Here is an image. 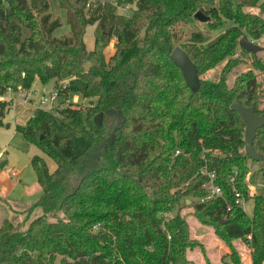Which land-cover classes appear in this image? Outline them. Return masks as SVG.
<instances>
[{"label":"trees","instance_id":"trees-1","mask_svg":"<svg viewBox=\"0 0 264 264\" xmlns=\"http://www.w3.org/2000/svg\"><path fill=\"white\" fill-rule=\"evenodd\" d=\"M57 1L70 26L61 39L53 37L62 23L48 0H0V96L31 89L37 79L84 80L89 105L59 114L65 129L88 145L77 154L55 132L49 112L37 110L28 121L25 139L56 169L33 160L42 196L32 208L44 214L25 230L3 222L0 264H190L188 252L205 249L192 238L187 208L227 243L231 264H243L232 244L237 240L248 244L252 264H264V128L254 141L263 160L255 162L245 155V124L231 109L240 101L264 116V89L253 70L229 85L248 56L264 72V57L239 45L245 36L258 41L264 35V0ZM124 5H135L130 17L118 14ZM198 12L210 18L209 32L225 28L210 46L193 26ZM95 25L89 51L84 38ZM113 38L115 53L106 60ZM177 47L197 67L196 92L171 60ZM10 107L1 105L0 127ZM249 162L258 169L247 182ZM209 174L223 195L202 202ZM236 191L254 201L252 217L236 204Z\"/></svg>","mask_w":264,"mask_h":264},{"label":"rangeland","instance_id":"rangeland-1","mask_svg":"<svg viewBox=\"0 0 264 264\" xmlns=\"http://www.w3.org/2000/svg\"><path fill=\"white\" fill-rule=\"evenodd\" d=\"M48 3L50 4L49 12L53 15V19H58L62 23V26L55 31L53 37L61 39L69 36L70 26L67 23L66 10L60 6L57 0H48ZM133 7L135 8V5ZM248 12L258 15L260 9L250 8ZM119 13L121 11H118ZM96 26L87 28L84 41L88 50L94 48ZM193 26L195 29L205 32L208 36L209 39L205 44L206 46H210L217 41L225 31L224 28L215 32H209L206 23H200L196 20ZM116 41V38H113L105 49L104 55L106 60L114 55ZM258 45L264 48V40L258 42ZM263 53L260 52L259 57L263 58ZM245 60V64L239 66L232 72L233 74L230 76L229 85H233L238 75L253 70L257 75V80L262 83L264 89V72L254 69L249 56ZM65 86L66 89H64ZM86 86V82L80 78L69 79L68 81H62L57 84L56 81L43 84L37 79L33 84L32 91H37V95L40 98L43 94L50 96L57 88H60L65 90V93H68V98L57 97L55 104L61 106L65 104V108L71 105L72 107H77V105H89V101L85 100L82 94ZM19 91L20 88L16 91H8L6 95L0 96V107L3 103H11L10 110L3 118V125L0 127V163L7 162L6 168L0 171V228L5 220H10L15 224H20L21 228L25 230L34 219L44 214L42 208H32L42 196V190L38 183L37 171L33 165V160L37 157L41 158L50 172L56 169V165L38 146L29 143L25 139L24 132L27 123L34 112H36V107L33 104L24 103L23 99L18 95ZM260 108L264 110V99ZM59 112L60 110L58 108L54 111H49L50 120L55 132L61 137L68 138L72 142L74 151L77 154L84 153L87 149L88 141L81 137H76L66 130ZM248 164L250 168L249 174L246 177L247 182H249L250 177L256 175L258 169V166L254 167V164L251 162ZM253 190L254 188L249 185V198ZM245 211L248 216H253L254 201L252 199L246 202ZM192 213L193 209L187 208L184 210L183 215L187 218L191 226L192 238L203 245L205 254L202 253L200 248L194 249L193 251L190 250L187 255L190 264H231L229 258L226 257L230 254L227 243L217 236L213 226L202 224ZM47 216L51 219L52 215ZM232 244L241 254L243 264H249L251 250L248 244L244 240L233 241Z\"/></svg>","mask_w":264,"mask_h":264},{"label":"water","instance_id":"water-1","mask_svg":"<svg viewBox=\"0 0 264 264\" xmlns=\"http://www.w3.org/2000/svg\"><path fill=\"white\" fill-rule=\"evenodd\" d=\"M194 20L200 23H207L210 18L204 16L201 12H198L194 16ZM240 47L252 54H258L264 50L259 45L254 44L248 37H243L239 43ZM171 60L174 65L181 71L187 86L192 92H196L200 88L199 74L196 65L191 61L188 54L180 47H177L172 55ZM85 71H89L92 67L89 61H86L82 65ZM231 109L238 113L245 124V155L255 162L263 160V156L254 148V141L257 136L258 130L264 128V116H258L255 113V105L251 108L244 107L240 101H235ZM190 202H188L189 204Z\"/></svg>","mask_w":264,"mask_h":264},{"label":"built area","instance_id":"built-area-1","mask_svg":"<svg viewBox=\"0 0 264 264\" xmlns=\"http://www.w3.org/2000/svg\"><path fill=\"white\" fill-rule=\"evenodd\" d=\"M98 1H102V0H98ZM115 5H117V4H115ZM135 9H136V7L134 8L133 5H124V6H119L118 7V11H121V13H119V14L123 15V16H126V17H130L132 15V12ZM261 40H264V35L258 41H252V40H250V41L253 42L254 44L258 45V42H260ZM64 84H66V83H64ZM64 89H66V86L64 87ZM9 91H11V90H9ZM65 92H66L65 90L57 88L54 93L50 94V96H46V95L43 94L39 98V96L37 95V91H32V88L31 89H22V88H20V91L18 92V95H19V97H21L23 99L24 103L35 105V107H36L35 111L43 110V111H46V112H49V111L51 112V111H54L57 108L60 111L65 108V104L62 105V106L55 104V102L57 100V97H66V98H68L67 97L68 94L65 93ZM67 103L70 104L69 101H67ZM34 116H35V112H34V114L32 115L31 118H34ZM179 153L180 152H177L176 155H179ZM209 177L211 179V182L208 185L204 186V188L206 189L208 194H207V197L205 199H202V202L208 201V200H211V199H215V198H218V197H222V195H223L222 190L219 187H217L216 185H214V183H213L214 179H215V175L214 174H209ZM233 181H234V179H232L231 182H233ZM252 196H253V193H251V197ZM235 200H236V204L240 205L243 208V210L245 211V204H246L247 201L242 196V194H240L238 191L235 192ZM230 210H231V207H228V211H230ZM93 230L94 231L99 230V226H95L93 228Z\"/></svg>","mask_w":264,"mask_h":264},{"label":"crops","instance_id":"crops-1","mask_svg":"<svg viewBox=\"0 0 264 264\" xmlns=\"http://www.w3.org/2000/svg\"><path fill=\"white\" fill-rule=\"evenodd\" d=\"M94 44H95V40H94ZM94 49V48H93ZM92 49V50H93ZM89 51H91V50H89ZM33 87V86H32ZM224 252H226V251H224ZM249 264H252V261L250 260V262H249Z\"/></svg>","mask_w":264,"mask_h":264}]
</instances>
